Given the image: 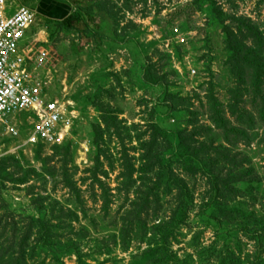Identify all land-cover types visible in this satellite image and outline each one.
Masks as SVG:
<instances>
[{"label": "rangeland", "instance_id": "374dc122", "mask_svg": "<svg viewBox=\"0 0 264 264\" xmlns=\"http://www.w3.org/2000/svg\"><path fill=\"white\" fill-rule=\"evenodd\" d=\"M56 1L25 48L70 126L0 123V264H264V0Z\"/></svg>", "mask_w": 264, "mask_h": 264}, {"label": "built area", "instance_id": "2783aa9c", "mask_svg": "<svg viewBox=\"0 0 264 264\" xmlns=\"http://www.w3.org/2000/svg\"><path fill=\"white\" fill-rule=\"evenodd\" d=\"M36 17L37 12L25 4L0 0V123L9 135L18 137L19 129L12 121L26 117L34 125L28 143H59L69 120L60 102L45 92L25 48Z\"/></svg>", "mask_w": 264, "mask_h": 264}, {"label": "crops", "instance_id": "0c3cea01", "mask_svg": "<svg viewBox=\"0 0 264 264\" xmlns=\"http://www.w3.org/2000/svg\"><path fill=\"white\" fill-rule=\"evenodd\" d=\"M22 2H24V0L20 1V3ZM27 3L37 14L41 15V17L64 21L70 16V7L56 0H27ZM42 6L45 7V10H42Z\"/></svg>", "mask_w": 264, "mask_h": 264}, {"label": "trees", "instance_id": "16d2710c", "mask_svg": "<svg viewBox=\"0 0 264 264\" xmlns=\"http://www.w3.org/2000/svg\"><path fill=\"white\" fill-rule=\"evenodd\" d=\"M78 18V19H77ZM78 23L80 21V16L77 17L76 14L75 15H70L68 18H66L64 20V22H66L67 24H71L72 22Z\"/></svg>", "mask_w": 264, "mask_h": 264}]
</instances>
